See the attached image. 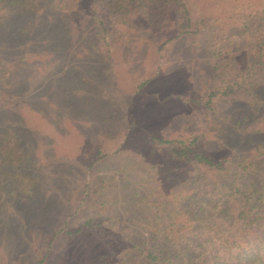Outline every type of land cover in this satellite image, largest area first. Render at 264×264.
Segmentation results:
<instances>
[{"label": "rangeland", "instance_id": "rangeland-1", "mask_svg": "<svg viewBox=\"0 0 264 264\" xmlns=\"http://www.w3.org/2000/svg\"><path fill=\"white\" fill-rule=\"evenodd\" d=\"M197 1L224 34L218 54L173 20L115 25L104 0H0V264H147L148 232L175 222L186 239L181 197L198 190L203 206L215 177L159 139L197 138L230 177H264V88L206 106L216 65L260 60L243 25L264 0Z\"/></svg>", "mask_w": 264, "mask_h": 264}, {"label": "trees", "instance_id": "trees-1", "mask_svg": "<svg viewBox=\"0 0 264 264\" xmlns=\"http://www.w3.org/2000/svg\"><path fill=\"white\" fill-rule=\"evenodd\" d=\"M104 2L114 16L115 25L134 27L137 23L142 28L147 24L162 27L167 26L168 20H173L176 37L201 38L214 50V54L219 53L215 45L224 38V34L218 25L209 22L212 18L207 13L197 8V0ZM254 19V29L247 24L243 26L254 34L252 40L259 50L260 60L238 72L216 65V70L224 76L207 89L206 106L209 110L216 108L219 98L255 102L264 88V60H261L264 54V7L254 8ZM229 72L235 73L231 75L232 79L227 77L226 73ZM159 141L166 144L170 157L191 166L194 178H215L212 188L209 183L205 185L203 198L205 200L206 197V204L203 206L202 200L197 197L198 190L196 195L190 194L189 198L181 197V201L194 207V225L188 237L185 239L187 233H181L180 229L178 235L174 234L175 226H179L175 222L148 232L154 247L145 249L143 244L139 246L142 252L148 250L144 261L147 264H264V177L254 176V181L247 183L246 180L230 177L226 161L224 163L223 159L202 149L197 138L194 140L195 146L194 141L190 143L180 138ZM256 154L264 164V145L256 147ZM129 241L136 246V241Z\"/></svg>", "mask_w": 264, "mask_h": 264}]
</instances>
